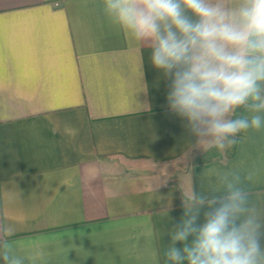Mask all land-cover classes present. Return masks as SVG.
I'll use <instances>...</instances> for the list:
<instances>
[{
	"label": "crops",
	"instance_id": "0c3cea01",
	"mask_svg": "<svg viewBox=\"0 0 264 264\" xmlns=\"http://www.w3.org/2000/svg\"><path fill=\"white\" fill-rule=\"evenodd\" d=\"M150 54L103 0H0V242L25 264H170L184 202L219 172L264 212V130L200 160Z\"/></svg>",
	"mask_w": 264,
	"mask_h": 264
},
{
	"label": "clouds",
	"instance_id": "9594fccd",
	"mask_svg": "<svg viewBox=\"0 0 264 264\" xmlns=\"http://www.w3.org/2000/svg\"><path fill=\"white\" fill-rule=\"evenodd\" d=\"M103 12L131 43L151 48L150 62L168 82L167 109L184 122L192 149L225 150L240 134L264 130V0H103ZM216 183L193 188L184 202L167 261L264 264V212L239 174L219 172ZM0 264H25L6 238Z\"/></svg>",
	"mask_w": 264,
	"mask_h": 264
},
{
	"label": "trees",
	"instance_id": "16d2710c",
	"mask_svg": "<svg viewBox=\"0 0 264 264\" xmlns=\"http://www.w3.org/2000/svg\"><path fill=\"white\" fill-rule=\"evenodd\" d=\"M243 110H240L239 114H242ZM216 155V148L208 149L200 160L207 161Z\"/></svg>",
	"mask_w": 264,
	"mask_h": 264
}]
</instances>
